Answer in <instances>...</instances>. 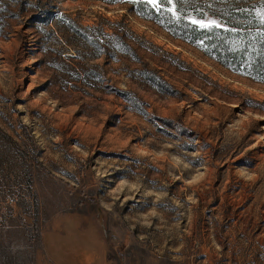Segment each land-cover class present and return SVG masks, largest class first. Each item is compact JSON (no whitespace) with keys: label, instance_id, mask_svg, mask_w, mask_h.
I'll return each mask as SVG.
<instances>
[{"label":"rangeland","instance_id":"rangeland-1","mask_svg":"<svg viewBox=\"0 0 264 264\" xmlns=\"http://www.w3.org/2000/svg\"><path fill=\"white\" fill-rule=\"evenodd\" d=\"M219 28L264 40V0H0V220L108 264H264V71Z\"/></svg>","mask_w":264,"mask_h":264},{"label":"crops","instance_id":"crops-1","mask_svg":"<svg viewBox=\"0 0 264 264\" xmlns=\"http://www.w3.org/2000/svg\"><path fill=\"white\" fill-rule=\"evenodd\" d=\"M81 232L85 237L76 241L53 230H42L36 236L25 224L13 223L10 218L0 220V264H108L104 246L98 242L99 248L94 249L91 230Z\"/></svg>","mask_w":264,"mask_h":264},{"label":"trees","instance_id":"trees-1","mask_svg":"<svg viewBox=\"0 0 264 264\" xmlns=\"http://www.w3.org/2000/svg\"><path fill=\"white\" fill-rule=\"evenodd\" d=\"M236 25L239 26V24ZM204 34L205 38L203 39L209 52L218 60H223L222 55H227L231 61L244 62L249 56L254 59V64L251 66L252 70L255 73L264 71L262 68L264 66V40L260 41L255 33H246L240 38H236L234 37L236 34H233L231 30L219 28L214 29V31H204Z\"/></svg>","mask_w":264,"mask_h":264},{"label":"snow or ice","instance_id":"snow-or-ice-1","mask_svg":"<svg viewBox=\"0 0 264 264\" xmlns=\"http://www.w3.org/2000/svg\"><path fill=\"white\" fill-rule=\"evenodd\" d=\"M148 3L152 4V5H156L158 3V0H147ZM212 23H215L214 21ZM202 26H207V25H202Z\"/></svg>","mask_w":264,"mask_h":264}]
</instances>
